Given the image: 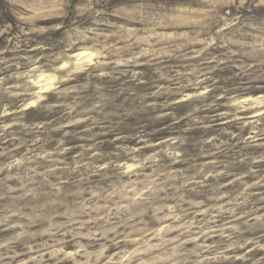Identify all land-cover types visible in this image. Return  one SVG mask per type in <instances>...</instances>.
<instances>
[{
    "label": "clouds",
    "instance_id": "1",
    "mask_svg": "<svg viewBox=\"0 0 264 264\" xmlns=\"http://www.w3.org/2000/svg\"><path fill=\"white\" fill-rule=\"evenodd\" d=\"M0 264H264V0H0Z\"/></svg>",
    "mask_w": 264,
    "mask_h": 264
}]
</instances>
